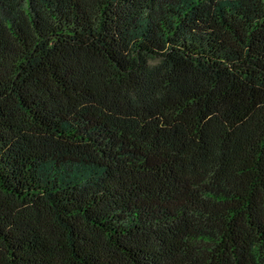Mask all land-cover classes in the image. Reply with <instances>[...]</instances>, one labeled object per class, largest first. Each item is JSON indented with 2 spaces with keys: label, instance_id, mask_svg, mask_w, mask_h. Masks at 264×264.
Segmentation results:
<instances>
[{
  "label": "trees",
  "instance_id": "obj_1",
  "mask_svg": "<svg viewBox=\"0 0 264 264\" xmlns=\"http://www.w3.org/2000/svg\"><path fill=\"white\" fill-rule=\"evenodd\" d=\"M0 264H264V0H0Z\"/></svg>",
  "mask_w": 264,
  "mask_h": 264
}]
</instances>
